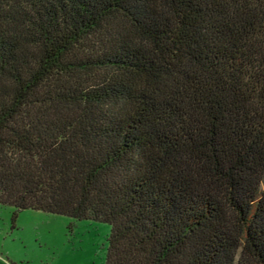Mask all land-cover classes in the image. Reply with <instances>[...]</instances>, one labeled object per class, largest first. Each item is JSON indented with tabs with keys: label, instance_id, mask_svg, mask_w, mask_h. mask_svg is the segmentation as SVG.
<instances>
[{
	"label": "trees",
	"instance_id": "16d2710c",
	"mask_svg": "<svg viewBox=\"0 0 264 264\" xmlns=\"http://www.w3.org/2000/svg\"><path fill=\"white\" fill-rule=\"evenodd\" d=\"M0 203L264 264V0H0Z\"/></svg>",
	"mask_w": 264,
	"mask_h": 264
},
{
	"label": "rangeland",
	"instance_id": "374dc122",
	"mask_svg": "<svg viewBox=\"0 0 264 264\" xmlns=\"http://www.w3.org/2000/svg\"><path fill=\"white\" fill-rule=\"evenodd\" d=\"M110 224L0 203V264H105Z\"/></svg>",
	"mask_w": 264,
	"mask_h": 264
}]
</instances>
